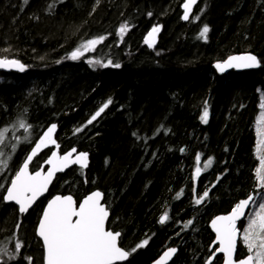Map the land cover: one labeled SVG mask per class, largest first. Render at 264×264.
<instances>
[{"label":"trees","instance_id":"16d2710c","mask_svg":"<svg viewBox=\"0 0 264 264\" xmlns=\"http://www.w3.org/2000/svg\"><path fill=\"white\" fill-rule=\"evenodd\" d=\"M183 1L0 0V58L24 65L0 72V130L7 129L0 151L11 156L0 169V254L14 240L22 243L16 260L2 264L37 259L33 212L18 217L2 197L25 152L51 124L62 150L89 156L87 170L58 176L53 191L78 198L99 190L110 212L107 229L121 233L120 247L148 240L121 264H150L166 247L177 249L170 264H205L209 221L250 194L259 197L255 123L264 94V0H198L186 22ZM125 22L128 31L118 34ZM205 25L206 40L199 36ZM153 26L160 31L150 49L144 37ZM241 53L255 55L259 66L215 70ZM108 61L120 67L103 66ZM21 119L30 129L19 127ZM247 254L239 242L236 259ZM220 263L221 257L212 262Z\"/></svg>","mask_w":264,"mask_h":264},{"label":"snow or ice","instance_id":"6c2138e0","mask_svg":"<svg viewBox=\"0 0 264 264\" xmlns=\"http://www.w3.org/2000/svg\"><path fill=\"white\" fill-rule=\"evenodd\" d=\"M196 3L197 0H184L182 5L184 8L182 19L189 20L192 7ZM127 31L128 24L125 22L119 27L118 34H124ZM159 31L160 28L155 26L147 34L145 43L149 47L153 46L155 35ZM208 32L209 28L205 25L201 29L199 36L206 40ZM103 40V36L88 40L81 48L74 50L70 54V58L73 60L79 58L84 52H87ZM96 63H99V61H96ZM6 66L15 67L20 71L24 70V65L17 60L0 59V67ZM103 66L120 67L119 64H112V61H108ZM258 66V58L252 54L229 56L224 62L215 64V68L219 72H224L226 68H253ZM109 104H111V100L92 115L87 123L91 124L96 120ZM207 118L208 111L205 108L201 120L207 122ZM18 124L21 129L26 131L30 129V125L26 124L23 119L19 120ZM259 125L261 128V143L264 144V114H262L259 120ZM56 127L55 124H52L43 132L35 142L22 166L11 179L10 186L6 189V194L3 199L5 201H14L19 206L20 213L26 212L37 197L47 189L55 172L61 171L73 163H78L82 167L87 166L88 154L81 152L73 159V153H76V149L73 148L64 155H59L57 151H52L51 156L47 160L50 168L46 173L41 171H36L35 173L29 172V164L39 151L50 145L58 147L54 138ZM6 131L7 129L0 130V143L3 142ZM76 131L79 132L82 129H77ZM14 151L15 148H13ZM10 159V155H6L3 151H0V169H6ZM197 161H199V156H197ZM209 163L210 160L205 163L204 167L207 168ZM261 165V168L257 169V173L260 187L264 189V156H261ZM200 171L201 169L197 167L196 174L199 175ZM207 196L208 192L205 191L195 199V203L197 205L201 204ZM101 198L102 194L99 191L93 192L79 204L78 208L75 206V202L71 196H56L49 201L42 217L39 219L37 228V235L43 242L44 264H117V262L125 261L137 249L147 245L148 240L141 241L131 250H125L118 245V238L121 233L106 230L105 221L109 213L105 206L101 204ZM253 200L254 197L249 195L246 199L240 200L228 215L217 216L211 222V226L216 233L214 243H218L219 245L215 251L223 253L225 257L224 264H264V203L259 205L260 213L257 214L256 218L250 219L241 237L247 248L248 255L238 260L235 258L238 242L237 222L246 216L245 210ZM166 219L167 216L165 214L160 218V222L164 223ZM188 223L190 224L191 221ZM21 248L22 244L17 242L15 244V252L18 254ZM176 251V248H168L159 257L156 264H166V261ZM10 258L15 259V257ZM28 260L29 264H31V258H28ZM207 264H211V258Z\"/></svg>","mask_w":264,"mask_h":264},{"label":"water","instance_id":"95a60500","mask_svg":"<svg viewBox=\"0 0 264 264\" xmlns=\"http://www.w3.org/2000/svg\"><path fill=\"white\" fill-rule=\"evenodd\" d=\"M183 3H184V1H183ZM183 3H182V5H183ZM197 3H198V0H197ZM197 3L195 4V5H193V7H192V12H193V10H194V8L196 7V5H197ZM181 10H182V16H183V12H184V8L181 6ZM191 12V13H192ZM191 15V14H190ZM184 22H186V20H184V19H182ZM246 54H251V53H241V54H234V55H230V56H241V55H246ZM253 55V54H252ZM229 57V56H228ZM227 57V58H228ZM227 58L225 59V60H227ZM1 59V58H0ZM3 60H7V59H3ZM10 60H13V59H10ZM225 60H223L222 62H224ZM215 68V67H214ZM254 68H256V67H253V68H236V67H233V68H226V70L224 71V72H219L216 68H215V70L217 71V72H219V73H228V72H230V71H237V70H250V69H254ZM9 71H19L17 68H15V67H12V66H6V67H0V72H3V73H6V72H9ZM97 112V111H96ZM95 112V113H96ZM94 113V114H95ZM93 114V115H94ZM92 117V116H91ZM91 117H90V119H91ZM100 117V116H99ZM99 117H97V119L99 118ZM96 119V120H97ZM95 121V120H94ZM52 125V124H51ZM51 125H49V126H51ZM48 126V127H49ZM47 127V128H48ZM47 128H45L44 130H43V132L44 131H46L47 130ZM43 132L40 134V136L43 134ZM56 132H57V127H56V130H55V133H54V138H55V136H56ZM39 136V137H40ZM39 137L37 138V140L39 139ZM36 140V141H37ZM56 140V139H55ZM35 141V142H36ZM35 142H34V144H35ZM57 142V141H56ZM34 144L32 145V147L34 146ZM57 145H58V142H57ZM32 147L30 148V151H29V153H28V155L30 154V152H31V149H32ZM59 145H58V147L57 146H55V145H50V146H48V147H44L41 151H39L38 152V154L35 156V157H37L38 155H40L41 153H43L44 151H46V150H48V149H51L52 151H57L58 152V154H59ZM71 149H73V148H71ZM71 149H69V150H67L65 153H63V154H61V155H64V154H66V153H68L69 151H71ZM76 149V148H75ZM52 151L50 152V154H49V156H48V158L46 159V161L43 163V165L41 166V168L39 169V170H37V171H41V172H43V173H46L47 171H48V169L50 168V165L49 164H47V160L49 159V157L51 156V153H52ZM81 152H84V151H79V150H77L76 149V153H73V159H75V156L76 155H78L79 153H81ZM85 153H87V152H85ZM88 154V153H87ZM35 157H33V159H32V161L34 160V158ZM26 159V158H25ZM31 161V162H32ZM24 162V161H23ZM31 162H30V164H31ZM23 164V163H22ZM22 164H21V166H22ZM30 164H29V166H30ZM88 165H89V156H88V159H87V166L86 167H82L80 164H78V163H73V164H70L68 167H66V168H64L63 170H61V171H57V172H55V174H54V176L52 177V179H51V181H50V183L48 184V186H47V189L45 190V191H43V193L41 194V195H39L38 197H37V199H39L40 197H42V196H44L45 194H46V192H47V190L49 189V187L53 184V182H54V180H55V178L58 176V175H62V174H64V173H66L67 171H69L70 169H72V168H77V169H80V170H82V171H85V170H87V168H88ZM20 166V167H21ZM19 167V168H20ZM44 168H45V170H44ZM35 173V172H34ZM11 183V182H10ZM10 183H9V185L8 186H10ZM96 191H99V190H93L92 192H90L89 194H87L79 203H78V206H77V208L79 207V204L87 197V196H89V195H91L93 192H96ZM100 192V191H99ZM101 193V192H100ZM6 194V193H5ZM102 194V193H101ZM250 195H252V194H250ZM58 196V195H57ZM65 196H71V195H65ZM249 196V195H248ZM247 196V197H248ZM253 197H254V195H252ZM54 197H56V196H54ZM53 197V198H54ZM72 197V196H71ZM246 197V198H247ZM52 198V199H53ZM73 198V197H72ZM246 198H244V199H246ZM37 199L32 203V205L31 206H33V204L37 201ZM51 199V200H52ZM50 200V201H51ZM241 200H243V199H241ZM3 201H4V203L5 204H11V205H13V206H15V207H17L18 209H19V206L14 202V201H5L4 199H3ZM73 201H74V198H73ZM240 201V200H239ZM238 201V202H239ZM75 202V201H74ZM101 204L102 205H104L103 204V195H102V198H101ZM237 202V203H238ZM49 203V202H48ZM48 203H47V205H48ZM236 203V204H237ZM235 204V205H236ZM252 204V203H251ZM251 204L248 206V208H246V210H245V212H246V216H247V214H248V211H249V209H250V206H251ZM47 205L45 206V208L47 207ZM234 205V206H235ZM75 206H76V204H75ZM105 206V205H104ZM233 206V207H234ZM232 207V208H233ZM44 208V209H45ZM106 208V207H105ZM29 209V208H28ZM232 210V209H231ZM231 210L228 212V213H226V214H222V215H217V216H224V215H228L230 212H231ZM108 211V210H107ZM44 212V211H43ZM108 213H109V211H108ZM42 215H43V213H42ZM217 216H215V217H213L210 221H209V223H208V228H209V230H210V232L213 234V236H214V240H213V242L211 243V246H210V251H212V254H211V256L208 258V261H209V259L211 258V262L214 260V258L215 257H221V263L220 264H224V261H225V257H224V255H223V253H220V252H216L215 250L219 247V245H218V243H214L215 242V239H216V233L214 232V230H213V228H212V226H211V222H212V220L214 219V218H216ZM246 216L244 217V218H242L241 220H239L238 222H237V228H238V226H239V224L242 222V221H244V219L246 218ZM75 219V218H74ZM108 219H109V215H108V218L106 219V221H105V228H106V230H108L107 229V222H108ZM38 228V227H37ZM36 235H37V230H36ZM239 235H240V230L238 229V237H237V241L239 240ZM37 237L41 240V242H42V239L37 235ZM119 239H120V237L118 238V245H119ZM42 245H43V242H42ZM120 246V245H119ZM237 247H238V242H237ZM237 247H236V252H237ZM214 249V250H213ZM165 251H167V249L166 250H164L151 264H156V262L159 260V257L160 256H162L163 255V253L165 252ZM177 252V251H176ZM175 254L176 253H174L167 261H166V264H170V262L172 261V259L174 258V256H175ZM248 255V254H247ZM247 255H245L244 257H242V258H245ZM235 258H236V253H235ZM239 259H241V258H239ZM128 260V258L125 260V261H122V262H117V264H121V263H124V262H126ZM238 260V259H237ZM207 261V262H208ZM43 264H44V259H43Z\"/></svg>","mask_w":264,"mask_h":264},{"label":"flooded vegetation","instance_id":"af4514ba","mask_svg":"<svg viewBox=\"0 0 264 264\" xmlns=\"http://www.w3.org/2000/svg\"><path fill=\"white\" fill-rule=\"evenodd\" d=\"M55 139H56V136H55ZM36 141V139L33 141V143L31 144V147H32V145L34 144V142ZM57 141V140H56ZM58 142V141H57ZM58 145H59V143H58ZM30 147V148H31ZM59 147H60V145H59ZM29 148V149H30ZM52 150L51 149H48V150H46V151H44L43 153H41L40 155H42V158L39 160V163H37V161H36V157L34 158V160L31 162V164H30V166H29V172L30 173H34V172H36L37 170H39L40 168H41V166L43 165V163L46 161V159L48 158V156H49V154H50V152H51ZM67 150H62L61 149V147L59 148V155H61V154H63V153H65ZM40 155H38V156H40ZM37 156V157H38ZM23 163V160L21 161V163H20V165L18 166V168L16 169V171H18V169H19V167L21 166V164ZM35 164H37V165H35ZM44 170H45V168H44ZM16 171L9 177V181H8V183H7V185H6V189H7V187H8V185H9V183L11 182V179L15 176V173H16ZM61 175V174H60ZM60 175H58V176H60ZM57 176V177H58ZM56 177V178H57ZM55 178V179H56ZM55 181V180H54ZM93 190H96V189H92V190H88L87 192H84L83 193V196L82 197H80V196H78V198H76L75 196H73L72 194H69V193H66L65 191H62V190H59V191H56V192H54L53 191V188L50 186L49 187V189L47 190V192H46V194L44 195V196H42V197H40L39 199H37V201L33 204V206H31L26 212H24V213H20L19 212V209L17 208V207H15V206H13V205H11V204H6V205H10V206H12L13 208H14V210L16 211V214H17V216L18 217H24V216H26L28 213H30V212H33V216H34V220H33V234H32V241H33V243L37 246V259H36V261H35V263H33L32 262V258H31V264H43V259H44V249H43V245H42V242H41V240L37 237V235H36V230H37V227H38V223H39V219L42 217V213H43V211H44V208H45V206L47 205V203L54 197V196H65V195H71L73 198H74V201H75V204H76V207L78 206V203L87 195V194H89L90 192H92ZM5 193H6V190L4 191V195H5ZM4 195H3V197H4ZM3 197H2V201H3ZM3 203H4V201H3ZM5 204V203H4ZM103 204L105 205V203L103 202ZM235 205V204H234ZM233 205V206H234ZM105 207H106V209L108 210V208H107V206L105 205ZM109 211V210H108ZM109 216H110V212H109ZM109 220V219H108ZM241 223L239 224V226H238V229L240 230V228H241ZM107 226H108V222H107ZM211 233V232H210ZM212 234V233H211ZM212 236H213V234H212ZM120 240V239H119ZM213 240H214V236H213ZM14 243H13V246H14V248L12 249V250H10V249H7L6 250V252H4V253H1L0 254V264H2V260H6V259H12V258H10V257H13V255L15 254V260H16V258H17V255L20 253H16L15 252V244L17 243V242H19V243H21L20 242V240H14L13 241ZM213 242V241H212ZM22 244V243H21ZM168 248H170V247H166L164 250H166V249H168ZM171 248H173V247H171ZM164 250H162L159 254H158V256L164 251ZM210 251V250H209ZM211 252V254H212V251H210ZM34 253V252H33ZM8 254V255H7ZM158 256H156V258L158 257ZM211 256V255H210ZM28 258H30V257H28V256H26V258H24L23 257V262H22V264H29V260H28ZM155 258V259H156ZM154 259V260H155ZM153 260V261H154ZM152 261V262H153ZM207 261H208V258H207ZM207 261L205 262V264H207ZM151 262V263H152ZM213 262V261H212ZM212 262H211V264H212ZM150 263V264H151Z\"/></svg>","mask_w":264,"mask_h":264},{"label":"rangeland","instance_id":"374dc122","mask_svg":"<svg viewBox=\"0 0 264 264\" xmlns=\"http://www.w3.org/2000/svg\"><path fill=\"white\" fill-rule=\"evenodd\" d=\"M155 27V26H153ZM152 27V28H153ZM159 27V26H158ZM152 28L150 29V31L152 30ZM149 31V32H150ZM148 32V33H149ZM147 33V34H148ZM147 34L145 35L144 37V41H145V38L147 37ZM158 34V33H157ZM157 34L155 35V39H156V36ZM148 46V44H146ZM149 47V46H148ZM150 49H153V46L152 47H149ZM262 96V101H261V109H260V112H259V116L256 120V123H255V133H256V147H257V158H258V169L261 168V156H264V144L261 143V136H260V132H261V128H260V125H259V120L262 116V114H264V107H262V105H264V94L261 95ZM23 158V157H22ZM21 163V161H20ZM19 163V165H20ZM18 165V166H19ZM18 168V167H17ZM16 168V169H17ZM16 171V170H15ZM257 179H258V173H257ZM258 186H259V189H260V193H259V197H256L250 207V210L248 212V215L246 216L245 220L242 222V225H241V228H240V237H239V242L241 244V246L243 247V249L248 253L247 251V248L246 246L244 245L243 241H242V235H243V231L244 229L248 226V223L250 221L251 218H256L257 217V214L260 213V208H259V205L261 203H264V189H262L260 187V182H259V179H258ZM257 231H259V229H257ZM254 254V253H253Z\"/></svg>","mask_w":264,"mask_h":264},{"label":"bare ground","instance_id":"6f19581e","mask_svg":"<svg viewBox=\"0 0 264 264\" xmlns=\"http://www.w3.org/2000/svg\"><path fill=\"white\" fill-rule=\"evenodd\" d=\"M37 140V139H36ZM30 148V147H29ZM28 148V150H27V152H25V154H24V156H23V158H21V160L20 161H24L25 160V158L27 157V155H28V153H29V151H30V149ZM6 190V186H5V189H4V191ZM87 192V191H86ZM83 196V193L80 195V197H82Z\"/></svg>","mask_w":264,"mask_h":264}]
</instances>
